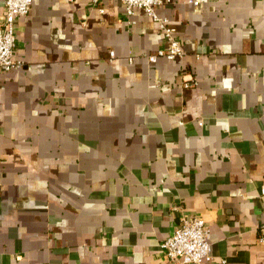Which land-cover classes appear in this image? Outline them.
Here are the masks:
<instances>
[{
  "label": "crops",
  "instance_id": "obj_1",
  "mask_svg": "<svg viewBox=\"0 0 264 264\" xmlns=\"http://www.w3.org/2000/svg\"><path fill=\"white\" fill-rule=\"evenodd\" d=\"M157 14L182 58L149 63L163 36L119 0H32L16 20L0 264H179L161 244L185 216L209 230L207 264H264V0Z\"/></svg>",
  "mask_w": 264,
  "mask_h": 264
},
{
  "label": "built area",
  "instance_id": "obj_2",
  "mask_svg": "<svg viewBox=\"0 0 264 264\" xmlns=\"http://www.w3.org/2000/svg\"><path fill=\"white\" fill-rule=\"evenodd\" d=\"M72 1V0H71ZM98 4L99 0H90ZM128 16L136 9L142 10L154 22L164 39V46L156 52L146 56L149 63L158 59H180L185 55L180 41L176 37V30L169 20L157 14V9L172 0H119ZM195 3V2H193ZM32 0H5L4 13L0 19V72L21 70L24 63L14 58L16 45L15 22L20 17L28 15ZM102 12V10H101ZM113 57V53H110ZM189 82H184V87H189ZM264 194V186L261 188ZM264 245V232L260 238ZM164 258L169 263L179 264H207L211 261V244L209 230L202 218L198 216H185L173 233L161 244ZM224 263V261H223Z\"/></svg>",
  "mask_w": 264,
  "mask_h": 264
}]
</instances>
